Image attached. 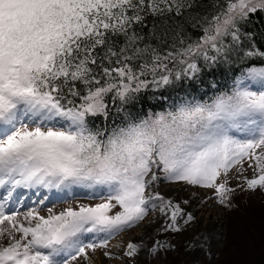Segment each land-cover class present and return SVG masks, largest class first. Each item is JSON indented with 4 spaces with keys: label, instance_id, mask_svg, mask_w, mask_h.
I'll return each instance as SVG.
<instances>
[{
    "label": "snow or ice",
    "instance_id": "snow-or-ice-1",
    "mask_svg": "<svg viewBox=\"0 0 264 264\" xmlns=\"http://www.w3.org/2000/svg\"><path fill=\"white\" fill-rule=\"evenodd\" d=\"M200 7L199 0H0V189L7 192L0 239H8L0 264H68L65 255L76 260L107 247L84 243L85 234L132 228L155 202L170 221L164 230L181 231L180 205L150 190L160 173L215 189L226 205L234 189L217 181L248 160L256 175L245 180L247 190H264V66L246 63L264 59V50L242 30L264 14V0H217L205 14ZM188 26L201 31L198 39ZM201 60L208 68L240 62L230 91L93 126L97 117L109 120V96L124 111L146 90L199 79ZM17 188L65 196L88 189L101 202L49 209L47 217L33 210L21 221L2 203ZM192 220L187 213L185 223ZM139 251L129 243L124 255Z\"/></svg>",
    "mask_w": 264,
    "mask_h": 264
},
{
    "label": "rangeland",
    "instance_id": "rangeland-1",
    "mask_svg": "<svg viewBox=\"0 0 264 264\" xmlns=\"http://www.w3.org/2000/svg\"><path fill=\"white\" fill-rule=\"evenodd\" d=\"M250 163L251 161L245 160L230 169L226 177L221 176L217 181L220 183L227 180V187L234 189L228 194L226 205L218 202L215 189L169 182L160 173V178L151 185L150 190L180 205L184 213L177 221L181 231L164 230L170 221L160 212L159 203L155 202L157 206H149L145 220L132 228L112 236L99 233L85 234L83 237L86 244H99L106 240L107 247L86 249V256H78L76 260L67 255L63 259L68 260V264H264V190H247L245 180L256 175L254 169L248 166ZM169 190L172 193H167ZM74 193L75 195L57 194V197H50L49 193L42 191L33 195L19 212L4 211L6 214L16 213L17 218L23 221L24 216L33 210L47 217L49 209L58 214L67 207L101 202L92 198V190L77 188ZM3 195L5 194H0ZM45 195L48 199H44ZM184 201L188 203L185 204ZM2 203L5 205L7 201ZM19 205L21 207V203ZM187 213L192 214L193 220L186 224ZM153 220H157L158 225L150 229L148 224ZM144 232L147 239L142 245L136 243L140 246L139 253L132 258L125 256L127 245L134 244V239H138ZM157 242L164 247L153 255L149 249ZM7 243L6 236L0 239V245L6 246ZM106 252L113 258L106 256Z\"/></svg>",
    "mask_w": 264,
    "mask_h": 264
},
{
    "label": "trees",
    "instance_id": "trees-1",
    "mask_svg": "<svg viewBox=\"0 0 264 264\" xmlns=\"http://www.w3.org/2000/svg\"><path fill=\"white\" fill-rule=\"evenodd\" d=\"M217 0H199L201 7L198 11L201 14H205L212 11L214 3ZM222 2V0H221ZM153 19L149 17L147 23L149 27L153 24ZM160 23L159 20L155 21ZM242 30L251 32L254 34V43L256 46L264 50V14L255 16L247 24L242 26ZM186 32L192 39H198L202 34L200 30L193 29L188 26ZM246 46L250 47L251 42H246ZM243 55V53H241ZM235 60V57L233 58ZM248 64H254L256 66H264V59L255 57L252 60L246 61ZM201 66L200 78L194 81H182L174 87L161 88L157 91L151 89L142 92L137 100L123 105L124 111L117 112L116 108L121 107L120 101H113L109 96L108 104L111 109L110 118L106 122L103 117H97L94 119V127H103L105 124H120L126 117V115H132L138 119L147 118L150 114H156L159 112L168 111L173 108L174 104H178L184 101H199L209 102L211 98L222 93L227 92L223 89V83L232 77L234 79L239 75L240 62L233 63L232 65L220 64L214 68H208L204 66V62L199 61ZM233 84V83H232ZM215 85V87H213Z\"/></svg>",
    "mask_w": 264,
    "mask_h": 264
},
{
    "label": "bare ground",
    "instance_id": "bare-ground-1",
    "mask_svg": "<svg viewBox=\"0 0 264 264\" xmlns=\"http://www.w3.org/2000/svg\"><path fill=\"white\" fill-rule=\"evenodd\" d=\"M232 83H233V78L232 77H228V79L223 83V89L225 90V91H229L230 89H231V87H232ZM4 192V190L3 189H0V193H3ZM167 193H172V191L171 190H169ZM166 193V194H167ZM59 194H62V193H59ZM166 196V195H165ZM157 225H158V221L157 220H153V221H151L149 224H148V227L150 228V229H154L155 227H157ZM3 226H7V223H5V225H3ZM2 226V227H3ZM149 229V230H150ZM149 230H147V231H149ZM146 231V232H147ZM147 239V234L144 232V233H142V235L138 238V239H134V244H136V243H139V244H141V243H143L145 240ZM142 245V244H141Z\"/></svg>",
    "mask_w": 264,
    "mask_h": 264
}]
</instances>
